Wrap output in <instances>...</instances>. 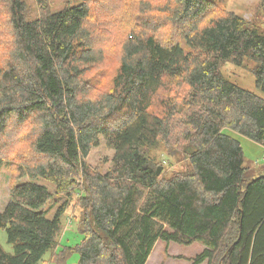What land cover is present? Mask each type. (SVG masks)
Segmentation results:
<instances>
[{
  "label": "trees",
  "instance_id": "obj_1",
  "mask_svg": "<svg viewBox=\"0 0 264 264\" xmlns=\"http://www.w3.org/2000/svg\"><path fill=\"white\" fill-rule=\"evenodd\" d=\"M226 2L38 0L30 19L0 0V149L20 128L0 156V264H145L157 239L201 243L191 264H264V172L247 176L230 132L264 145V98L220 73L252 60L264 92V28ZM101 139L103 172L85 160ZM38 177L66 197L51 218ZM72 199L81 239L62 245Z\"/></svg>",
  "mask_w": 264,
  "mask_h": 264
},
{
  "label": "rangeland",
  "instance_id": "obj_2",
  "mask_svg": "<svg viewBox=\"0 0 264 264\" xmlns=\"http://www.w3.org/2000/svg\"><path fill=\"white\" fill-rule=\"evenodd\" d=\"M38 0H24L28 17L30 19L35 18L38 15ZM67 0H47L51 11H56L62 8ZM82 0H72V4H77ZM226 9L232 11L239 16H243L247 20H252L255 24L264 28V15L261 12L259 6V0H227ZM254 65L252 60L245 58L241 65H236L232 62H226L221 66L222 75L228 80L238 84L239 86L252 91L262 98H264V92L258 89L254 84V76L249 71V68ZM13 122L8 123L5 135L3 137L2 146L0 149V156H4L9 150L14 149V138L20 128L12 127ZM231 134L240 143L243 152V164L246 167L247 176L254 177L264 172V145L257 143L247 137L241 136L235 132L230 131ZM112 156V150L109 149L103 139L100 140L99 145L93 147L88 155L86 156V162L95 166L99 171L103 172L109 166V160ZM166 158L164 155L161 156L162 163ZM169 166V164H167ZM182 163L177 162L172 165L171 168L167 169V174L170 169H181ZM10 171L6 164V161L0 166V210L3 209L5 204L9 200L8 191V179ZM40 184L47 186V189L53 193V197L50 201L42 208L47 217L51 218L58 207L63 203L66 197L54 193V184L44 178L38 177L36 179ZM74 200H70L68 207H66L61 220H62V236L61 244L74 245L81 239V234L78 231L76 215L78 209ZM0 244L7 250L11 251L10 245L8 244L6 232L4 229H0ZM204 246L194 241L189 244L180 243L177 241H166L157 239L154 246L148 256L145 264H191L195 255L203 250ZM78 261L77 252L71 253L68 257L66 264H76ZM38 264H53L49 262V252H47L43 260ZM200 264H206V261Z\"/></svg>",
  "mask_w": 264,
  "mask_h": 264
},
{
  "label": "water",
  "instance_id": "obj_3",
  "mask_svg": "<svg viewBox=\"0 0 264 264\" xmlns=\"http://www.w3.org/2000/svg\"><path fill=\"white\" fill-rule=\"evenodd\" d=\"M156 169H157L156 173L159 174V172H160V170H161L162 168H161V166H159V167L156 168Z\"/></svg>",
  "mask_w": 264,
  "mask_h": 264
},
{
  "label": "built area",
  "instance_id": "obj_4",
  "mask_svg": "<svg viewBox=\"0 0 264 264\" xmlns=\"http://www.w3.org/2000/svg\"><path fill=\"white\" fill-rule=\"evenodd\" d=\"M164 164H166V161H164Z\"/></svg>",
  "mask_w": 264,
  "mask_h": 264
}]
</instances>
